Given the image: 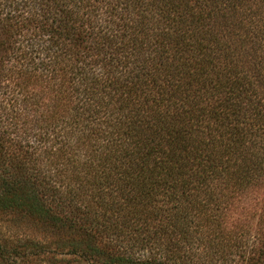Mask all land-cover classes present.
<instances>
[{
  "label": "trees",
  "instance_id": "1",
  "mask_svg": "<svg viewBox=\"0 0 264 264\" xmlns=\"http://www.w3.org/2000/svg\"><path fill=\"white\" fill-rule=\"evenodd\" d=\"M0 217V264H264V0H0Z\"/></svg>",
  "mask_w": 264,
  "mask_h": 264
},
{
  "label": "rangeland",
  "instance_id": "2",
  "mask_svg": "<svg viewBox=\"0 0 264 264\" xmlns=\"http://www.w3.org/2000/svg\"><path fill=\"white\" fill-rule=\"evenodd\" d=\"M15 224L17 225V227ZM31 233H32L31 228L29 227L25 228L23 226H20V224L14 223L12 219H10V221L9 220L5 221L4 218L0 217V236H4L9 240H14L17 237H20L22 234L31 235ZM21 261L22 260L19 261L17 259V261H15L14 264H27V263H22Z\"/></svg>",
  "mask_w": 264,
  "mask_h": 264
}]
</instances>
